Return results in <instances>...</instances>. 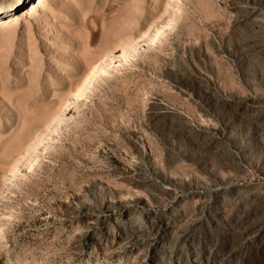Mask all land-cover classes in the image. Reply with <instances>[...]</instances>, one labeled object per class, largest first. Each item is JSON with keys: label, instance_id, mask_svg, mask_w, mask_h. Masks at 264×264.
<instances>
[{"label": "rangeland", "instance_id": "rangeland-1", "mask_svg": "<svg viewBox=\"0 0 264 264\" xmlns=\"http://www.w3.org/2000/svg\"><path fill=\"white\" fill-rule=\"evenodd\" d=\"M125 2L2 15L0 260L264 264V0Z\"/></svg>", "mask_w": 264, "mask_h": 264}, {"label": "bare ground", "instance_id": "bare-ground-1", "mask_svg": "<svg viewBox=\"0 0 264 264\" xmlns=\"http://www.w3.org/2000/svg\"><path fill=\"white\" fill-rule=\"evenodd\" d=\"M19 4H22L21 8L22 7H24V9L26 8L25 9L26 14H31L32 9H34L35 7V3L32 4V0L30 1L29 0L28 1L27 0H8L4 4L0 5V26L2 24L4 25L5 23H7V20L10 18V16L8 15L3 16V17L2 15H6L8 12L12 11L14 8H17ZM21 12H22L21 14H23L24 10H22ZM141 12L142 11L140 10L139 0H126L125 13H124L125 15L123 14L125 17L123 30L125 32L124 35L126 39L127 37L128 39L131 37L132 39H137V36L139 33L138 31L140 28L139 27L140 18L142 17ZM4 42L6 43V48H8L9 50V56L11 58L10 60H11L13 67H15L18 70H22L21 72L25 71L28 65L27 49H26V44H25L26 42L17 35L16 28L11 29L5 35ZM125 42L123 43L125 44ZM126 48H128V44L122 45V55L123 56H125V54L128 51ZM128 209H129V205L123 206V210H128ZM136 217H138L140 220L144 218L142 214H137ZM1 251L3 252V255H2L3 257L0 260V264H32V263L26 262L25 260L14 259L11 256H9L10 249L8 247V244L6 243H3L1 245ZM4 255H6V257Z\"/></svg>", "mask_w": 264, "mask_h": 264}]
</instances>
